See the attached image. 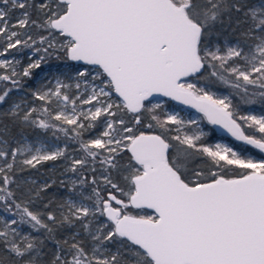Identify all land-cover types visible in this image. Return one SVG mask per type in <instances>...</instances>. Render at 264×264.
<instances>
[{
    "label": "snow or ice",
    "instance_id": "1",
    "mask_svg": "<svg viewBox=\"0 0 264 264\" xmlns=\"http://www.w3.org/2000/svg\"><path fill=\"white\" fill-rule=\"evenodd\" d=\"M16 9L21 14L10 24ZM225 16L227 24L235 22L233 31L242 29V38L222 45L217 39ZM29 27L37 30L38 40L27 32L22 40L13 30ZM0 37L5 42L0 57L12 49L47 45L34 49L33 55H44L20 73L19 61L0 59V81L14 88L18 77H30L53 54L92 66L76 73L74 85L57 77L53 87L34 91L42 102L39 109L23 111L20 104L9 109L25 125L52 130L53 137L62 133L65 143L48 150L14 141L13 148L0 136V202L11 214L0 223V248L7 253L0 264H41L45 240L56 245L50 264H264V159L241 155L226 144L203 143L206 133L185 130L199 129L197 120L164 109V101L155 99L190 106L264 152V115H240L230 95L208 90L220 83L245 104L255 103L253 97L264 102V0L258 5L246 0H0ZM81 81L86 97L79 91ZM73 87L77 92L70 95ZM250 87L259 91L249 92ZM12 90H0V104ZM98 125L102 131L85 140V132ZM242 125L259 138L246 134ZM71 141L78 144L80 158L68 151ZM125 152L129 156L122 164ZM25 154L24 167L65 159L68 172L87 170L91 179L79 175L72 191L77 183L81 188L88 183L91 195L70 197L58 211L32 210V200L51 185L34 196L30 191V199L21 203L14 168ZM145 209L153 214L133 211ZM77 222L88 245L78 238L80 232L56 239L58 229L75 228ZM24 224L45 233L44 239L23 232Z\"/></svg>",
    "mask_w": 264,
    "mask_h": 264
},
{
    "label": "trees",
    "instance_id": "2",
    "mask_svg": "<svg viewBox=\"0 0 264 264\" xmlns=\"http://www.w3.org/2000/svg\"><path fill=\"white\" fill-rule=\"evenodd\" d=\"M247 3L253 4V5H258L260 0H246ZM238 15V14H237ZM33 19H36L37 17L35 14L32 16ZM15 18H11L9 21L10 24H14ZM225 25L223 26V30L221 32V35L217 39L218 43H223L225 41H228L229 43H234L237 39H241V32L242 29H236V31H233L234 28H236L235 22L231 25L227 24V16H225ZM221 26H218V30H220ZM246 27V25H245ZM17 32L21 33L20 39H26L27 36L24 34L27 32L28 35H32L33 39L38 40V36L36 35L37 30L33 27H29L27 29H21V28H15ZM42 35H46V33H40ZM58 40L62 39L57 37ZM31 44V41H29ZM2 46H5L4 38L0 37V48ZM47 45H40L37 43L36 45H33L30 48H24L20 47L19 49H12L10 50L7 54L13 55L14 56H20V58L16 61H19V64L16 65V71L18 73L22 72L24 68H26L29 65V59L30 57L27 55L29 51H33L36 47H46ZM41 55H44L43 52L36 53L34 57L36 56L38 59ZM79 64H82L81 62H78ZM77 62L70 61L68 60L65 56L62 54H53L50 57H46L45 61L41 62V66L38 69H32L31 70V76L30 77H18L20 80V85L18 87H21L23 90H26L28 93H31L29 95V99L35 104V108L39 109L42 107V102L36 100L34 97H32V87L34 85L35 81V76L43 72L46 69L52 70L55 67H62L64 64H78ZM84 64V63H83ZM4 70H0V74H3ZM10 74V73H9ZM5 88H12V93L15 91L16 87L14 88L13 85L10 82H3L0 81V90L5 89ZM211 92H218V90H222L225 94L230 95L233 100L234 105H238V111L240 115H247L249 110L252 107H255L258 112H264V102H261L258 97H253L255 100V103H249L245 104L242 102L240 97L236 95V93L230 88L227 87L223 84L217 83L214 87L208 89ZM258 88H249V92H258ZM5 101L3 104H0V126L3 129V135L8 139V144L10 147H16V144L14 141L17 140L18 137H20L21 134H33L35 132L40 131H46V132H52V130H44L40 129L38 127L32 126V125H25L20 122L19 118H13L11 117L8 113L9 111L5 108V104L9 101ZM171 101V100H169ZM37 114H34L33 118L36 117ZM243 126V125H242ZM245 127V131L248 134H253L259 137V134L255 132L251 128ZM7 129V132L4 130ZM102 131V128L98 125L97 128L91 132H85L84 134V139L87 140L91 138L93 135L96 133H99ZM53 133V132H52ZM56 135L61 138L65 142V138L62 133L57 132ZM71 135V134H70ZM227 136V135H225ZM211 138L207 137H202V142L207 144ZM250 146V145H249ZM79 146L75 141L69 142V149L68 151L70 153L76 152L75 156L76 158H80L82 153L78 150ZM129 153L125 152L122 155L121 158V163H127ZM21 160L17 159V164L14 168V175L17 180V182L20 184L22 191L18 192V196H22L23 199L21 200V203H24L30 199L29 192L31 191V195H35V191L39 190L41 186L44 184H49L51 187L47 188L45 191L40 192V197L39 199H34L32 200V203L30 207L34 211H38L41 213H47L49 210H59L60 206H62L66 200H68L70 197L75 198V199H80V193L83 192L84 196L91 195V185L86 183L83 188L77 183V186L74 191H72V181L78 180V176L83 174L84 177H86L88 180L91 179V175L87 170H80L78 173H71L67 171V168L69 166V161H66L65 159H59L56 161H47L43 162L39 165H37L35 168H30V167H24L21 163ZM99 175V173H97ZM113 176L116 178V182H119L123 185V181L120 180L119 176L114 172ZM31 178H36L37 181L32 183L30 182ZM40 177H43L46 179V181L43 184H39ZM29 179V180H28ZM127 190V189H126ZM123 198V197H121ZM49 201H52L51 207L50 208H45V205L49 203ZM87 203V201H85ZM134 214H141L145 213L148 214V212H151L153 210L151 209H145V210H133ZM0 213H6L9 214L7 211L4 210L3 207V202H0ZM1 216V215H0ZM3 219L0 217V223H2ZM51 226V225H50ZM20 228L23 232H32L33 235H39L41 239H44L45 233H37L32 231L29 225L24 224L20 225ZM74 232H80L81 235L78 237L80 240L84 242L85 245H88L89 240L88 238L83 234L82 230L79 227V223L77 222V226L75 228H69L68 226H64L61 229L57 230L56 233V239L58 240H63L65 237L72 235ZM72 241H69L71 243ZM111 247V251H115V247ZM56 251V245L52 240H45L44 242V248H43V257L41 260V264H50V261L52 259L53 254ZM7 256V253L3 251L2 248H0V258H4ZM127 258V257H125Z\"/></svg>",
    "mask_w": 264,
    "mask_h": 264
},
{
    "label": "rangeland",
    "instance_id": "3",
    "mask_svg": "<svg viewBox=\"0 0 264 264\" xmlns=\"http://www.w3.org/2000/svg\"><path fill=\"white\" fill-rule=\"evenodd\" d=\"M15 30V29H13ZM4 46H2V48H0V51H2ZM27 55L30 57L29 59V64L33 63L35 60H37L38 58L32 53V51H29L27 53ZM20 58V56H10L8 54H6L5 56L0 57V59H8V60H13L14 62L16 60H18ZM92 68V66L90 65H86V64H67V65H63L62 67H55L52 70L46 69L43 72L38 73L35 76V83L32 87V93L36 90H46L49 87H53L55 85V78H60L61 80H63L65 83L67 84H73L76 82V73L80 70H82L83 68ZM82 87L79 90L80 92H84V97H86L88 95V92H86L84 90V84L83 81H81ZM77 90L73 87L70 90V95L76 93ZM218 95L220 96H225L227 94H225L222 90H218V92H216ZM31 93H28L26 90H21V89H15V91L12 93V91L9 93L8 98L6 99V101L8 99H10L6 104H5V108L9 111V109L15 105V104H20L21 109L23 111H26L29 107H34L35 104L29 99V95ZM33 97V95H31ZM156 100H163L164 101V109H167L169 111L171 110H175V111H179L180 115L182 117H184L185 119H195L198 121L199 124V129H197L196 125H191L189 126L188 129H185L186 131L189 132V134H193L195 132L199 131H203L204 133H206L205 137L207 138H211V140L209 141V143H207V145H212L215 143H222V144H226L230 147H232L234 150L238 151L241 153V155H248L251 156L254 159H264V152H261L259 149H256L253 146H249L246 145L244 142L242 141H238L235 137H230V136H225L222 134H219L217 131V128L209 123L207 121V119H203L202 118V113L198 112L195 109H191V108H186L183 107L182 105L178 104L177 102L175 103L174 101H169L170 99L168 98H160V97H156ZM53 110L55 109V105H52ZM264 115V112H258L257 109L255 107H252L247 115ZM98 133H96L95 135H93L91 138H95V136ZM0 136L3 137V139L7 140L8 139L6 137H4L3 135V129L0 126ZM16 141H21V143H30L33 145V148L35 147H40V146H46L48 148V150H54L55 147H63L64 146V141L56 135V137H53V133L52 132H46V131H39L35 132L33 134H21L20 137L17 138ZM17 146V145H16ZM72 155H76V152H73ZM27 158V154L25 155H20L17 157V159L19 160H23ZM29 179L31 180L30 182L34 183L37 181L36 178H31L29 177ZM28 179V180H29ZM46 181L45 178L40 177L39 180V184H43ZM74 200H79V199H75L72 198ZM153 214V211L148 212V214L146 215H150ZM0 217L1 219H7L10 217V213L6 214V213H0ZM140 215H145V213H141Z\"/></svg>",
    "mask_w": 264,
    "mask_h": 264
},
{
    "label": "water",
    "instance_id": "4",
    "mask_svg": "<svg viewBox=\"0 0 264 264\" xmlns=\"http://www.w3.org/2000/svg\"><path fill=\"white\" fill-rule=\"evenodd\" d=\"M78 63V62H77ZM81 63H83V62H81ZM157 97H160V98H167V97H161V96H157ZM168 99H170V98H168ZM171 100V99H170ZM173 101V100H172ZM175 103H176V101H174ZM178 103V102H177ZM179 104V103H178ZM180 105H182L183 107H188V108H191V109H194V108H192V107H190V106H187V105H183V104H180ZM196 110V109H195ZM216 128H217V131H218V133L219 134H222V135H227V136H232L229 132H227V130H225L223 127H221L220 125H214ZM243 127V126H242ZM246 132V131H245ZM246 134H248L247 132H246ZM248 135H251V134H248ZM253 135V134H252ZM233 137V136H232ZM259 138V137H258Z\"/></svg>",
    "mask_w": 264,
    "mask_h": 264
},
{
    "label": "flooded vegetation",
    "instance_id": "5",
    "mask_svg": "<svg viewBox=\"0 0 264 264\" xmlns=\"http://www.w3.org/2000/svg\"><path fill=\"white\" fill-rule=\"evenodd\" d=\"M21 11H22V10H19V9H16V10H13V11H12V17L15 18V20H14L13 23H16V19H17V17L20 16ZM15 31H16V29H15ZM32 53H33V51H32ZM8 55H9V54H8ZM10 56H14V54H13V55H10ZM16 89H21V90H23L21 87H16Z\"/></svg>",
    "mask_w": 264,
    "mask_h": 264
}]
</instances>
